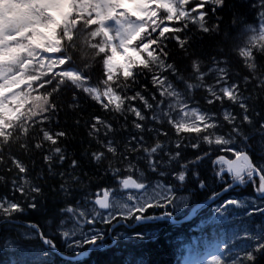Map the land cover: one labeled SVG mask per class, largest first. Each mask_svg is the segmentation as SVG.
I'll list each match as a JSON object with an SVG mask.
<instances>
[{"label":"snow or ice","instance_id":"snow-or-ice-1","mask_svg":"<svg viewBox=\"0 0 264 264\" xmlns=\"http://www.w3.org/2000/svg\"><path fill=\"white\" fill-rule=\"evenodd\" d=\"M242 7L231 0H0V226L8 233L0 238L10 264H44L58 242L79 255L109 234L117 243V233L151 241L155 224L175 223L189 204L185 192L203 194L191 213L209 209L196 229L225 236L216 254L193 264L264 258V222L234 225L264 218V65L257 63L264 0L248 4L257 9L254 23ZM85 32L95 40L88 41L92 59L78 62ZM197 33L213 41L212 53L193 50ZM65 91L69 109L79 110L72 127L87 117L82 151L69 152L70 132L58 119ZM89 102L99 112L82 106ZM241 186L251 189L246 197L228 195ZM45 205V225L28 221L30 231L13 239L17 217ZM25 237L39 241V253L20 244ZM132 252L143 264L146 257Z\"/></svg>","mask_w":264,"mask_h":264},{"label":"trees","instance_id":"trees-1","mask_svg":"<svg viewBox=\"0 0 264 264\" xmlns=\"http://www.w3.org/2000/svg\"><path fill=\"white\" fill-rule=\"evenodd\" d=\"M231 2L236 3L238 6H243L242 11L246 12L248 15V22L254 23V15L257 11L256 8H249L248 4L250 3V0H231ZM224 20L229 21L230 15L227 9L223 11ZM193 45L192 48L198 53H202L205 56L208 53H212L213 51V41L205 37L201 39L200 35L197 33L193 35ZM88 41L95 42L94 39L87 36V33L85 32L83 35H81L77 41L78 46V62L79 59L89 60L92 59V50L89 46ZM170 52L173 54V56H177L178 52L176 48L173 46L172 43H169L168 45ZM229 58L232 63V67L235 71L239 72L241 75L244 74L245 69L243 67V63L241 59L235 54L231 53L229 54ZM185 63H187L185 61ZM258 64L264 65V58H260L258 56L257 59ZM93 70L94 73L98 75V65L93 64ZM145 82L146 81H142ZM150 87V86H149ZM71 93L69 91H65L61 93L60 97L58 98V103H60L63 106V110L59 113L58 119L60 120V124L62 127H66L69 129L70 132V146H69V152L72 151H82L81 148V141H84L85 146H87V128L84 125V120L87 119V117L83 114H80L81 116V124L79 127H72V122L74 119L77 118L78 111L79 110H73L69 109L68 105L71 103ZM86 108L87 111H97L99 112L98 108L91 107V102H89L87 105H82ZM103 115V113H100ZM111 119V117H109ZM115 123V121H114ZM15 150V148L13 149ZM185 155L191 157L192 150H187L185 152ZM25 159V162L29 164V167H31V161L28 160L26 157H22ZM37 163H39V156L36 157ZM209 168L210 165H205L202 167V171L205 174H209ZM0 174H3L0 172ZM95 182V180H94ZM189 188L191 185L188 186ZM94 190V189H93ZM3 186L2 182H0V192H3ZM251 191L250 188H241L239 189L240 194L248 195V193ZM182 195H189L190 197H198L199 200H191L192 202H201L203 199L202 193H196L195 195H191L187 192L180 193ZM201 198V199H200ZM193 204V203H191ZM47 205H45L44 208H41L38 212H33L31 214L25 215V216H19L17 217V221L26 223L28 221L37 222L41 224V226L45 225V222L49 219V217L46 214L47 211ZM261 222H264V218L258 217V218H247L246 223L249 227H253L255 225L260 224ZM12 233L11 236L13 239H19L17 236V233L19 232V229L22 230H29L23 225L15 224L12 226ZM158 233L153 236V239L151 241H148L145 239L143 242L139 240H135L132 243H124L120 242L117 245L111 246V241H108V246L105 247L103 250H94L90 253L88 257H85L84 259L80 261L71 262L68 260L63 259L59 254H54V257H52L50 260H46L44 264H141V261L139 258H134L132 249H135L137 252H140L146 259L143 260V264H149V260L151 261V264H182L183 263V254L187 249L192 248V241L193 237L198 238V241H204L206 238L209 239L210 243H213L214 241L217 242V240H223L225 239L224 234H220L215 237H210L206 235L198 234L195 232V235L190 233L189 229L186 226H180V227H174L169 224H161L160 227L157 228ZM47 231L48 229L45 228ZM206 232L210 230H205ZM5 235H8V233L3 231V226H0V237H3ZM21 245H24L25 243L29 248L32 247H41L39 241L35 238H25L23 240H19ZM7 241L0 238V264H10V260L13 258L11 251L7 247ZM237 245L240 244V241L235 242ZM143 245V246H142ZM66 247L59 243L57 244V249L62 254L67 255H74L69 254L68 250L65 249ZM258 264H264V258L259 257V254H257ZM65 262V263H64Z\"/></svg>","mask_w":264,"mask_h":264},{"label":"rangeland","instance_id":"rangeland-1","mask_svg":"<svg viewBox=\"0 0 264 264\" xmlns=\"http://www.w3.org/2000/svg\"><path fill=\"white\" fill-rule=\"evenodd\" d=\"M192 207L193 206H191V204L189 202L188 205H186L185 207L181 208L176 214L178 216L186 215L188 212L189 213L191 212ZM208 211H209V209L206 210L205 212H203L200 216H197L194 220H192L193 222L188 226V229H189L190 233H192L193 235H195V232L198 233V234H201V231H198L196 229V226L199 224L201 219L204 218L207 215ZM242 211L243 210H237V212H242ZM183 217H185V216H183ZM258 217H260V216L257 214V215H255L253 217H250V218H258ZM247 218L248 217H240V218H238L234 222V225L235 224H245ZM157 226L160 227V225H154L153 226L156 234L158 233L157 231H159V229L157 230V228H158ZM129 229H131V228H129ZM19 232L27 233V232H29V230L19 229ZM156 234H154V235H156ZM117 236H123L122 241H124L126 243L133 242V240H134L133 237H131L129 235H125L123 233H117ZM192 237L194 238V236H192ZM25 238H33V237H25ZM216 243H217L216 241H214L213 243H210L208 238H206L204 241H197L196 243H193V241H192V248L187 249L184 252V254H183V263L182 264H193V261H200L202 259H207L208 257H210V255L216 254V251H217V249L215 247ZM65 249L66 250H71L72 252H75L74 249H70V248H67V247ZM33 251L39 253L40 249L39 248H33ZM52 257H54V254L49 252L48 257L46 258V260H50Z\"/></svg>","mask_w":264,"mask_h":264},{"label":"water","instance_id":"water-1","mask_svg":"<svg viewBox=\"0 0 264 264\" xmlns=\"http://www.w3.org/2000/svg\"><path fill=\"white\" fill-rule=\"evenodd\" d=\"M191 219H192V218L188 217V218H186V219L180 220L178 223H179V224L187 223V222L191 221ZM17 224H19V225L21 224V225L25 226L26 223H23V222L18 221ZM91 250H92V248H90V249L85 253V255L88 256L89 253L91 252ZM63 257H66V256H63ZM67 258L70 259V260H78V259H81L82 256H80L79 258H70V257H67Z\"/></svg>","mask_w":264,"mask_h":264},{"label":"flooded vegetation","instance_id":"flooded-vegetation-1","mask_svg":"<svg viewBox=\"0 0 264 264\" xmlns=\"http://www.w3.org/2000/svg\"><path fill=\"white\" fill-rule=\"evenodd\" d=\"M233 194H236V193H230V194H228V195H233ZM203 212H204V210L200 211L199 214H201V213H203ZM175 215H176V214H175ZM194 215H196V214H194ZM160 223H164V222H160ZM156 225H158V224H156ZM135 226H136L135 224H134L133 226L128 225L129 228H133V227H135ZM109 237H110V239H113V240H115V242H117L116 237H113V236H109ZM103 241L107 242L108 240H107V238H103Z\"/></svg>","mask_w":264,"mask_h":264},{"label":"bare ground","instance_id":"bare-ground-1","mask_svg":"<svg viewBox=\"0 0 264 264\" xmlns=\"http://www.w3.org/2000/svg\"><path fill=\"white\" fill-rule=\"evenodd\" d=\"M192 199H194V200H199V198H198V197H195V196H194ZM192 199L189 198V202H190V203H193L194 205L201 203V202L198 203V202H195V201L192 202V201H191ZM200 199H201V198H200ZM202 200H203V199H202ZM153 236H154V235H153ZM64 263H65V262H64Z\"/></svg>","mask_w":264,"mask_h":264}]
</instances>
